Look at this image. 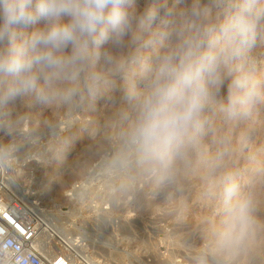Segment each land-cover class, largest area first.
<instances>
[{"label":"clouds","instance_id":"9594fccd","mask_svg":"<svg viewBox=\"0 0 264 264\" xmlns=\"http://www.w3.org/2000/svg\"><path fill=\"white\" fill-rule=\"evenodd\" d=\"M262 39L264 0H160L144 9L138 0H0V132L14 131L18 101L74 108L122 82L129 114L109 171L121 188L140 177L163 186L198 172L221 219L192 262L235 258L261 226L264 158L247 156L241 183L229 170L232 140L210 114L236 127L264 108V71L254 54ZM253 131L243 129L240 150ZM14 150L0 145V163Z\"/></svg>","mask_w":264,"mask_h":264},{"label":"rangeland","instance_id":"374dc122","mask_svg":"<svg viewBox=\"0 0 264 264\" xmlns=\"http://www.w3.org/2000/svg\"><path fill=\"white\" fill-rule=\"evenodd\" d=\"M158 2L160 0H138V7L144 9ZM167 3L171 5L173 0ZM34 27H18L17 31L31 32ZM254 54L264 71V39L258 40ZM128 114L122 82L119 90L95 98L86 97L74 108L53 110L34 100L31 104L18 101L12 107L14 131L11 135L0 132V145H15L7 161L0 163V206L17 201L9 182H15L25 193L38 190L39 205L46 206L48 212L62 221L65 232H86L91 237L103 238L106 244L79 242L95 257L92 259L95 264H193L192 257L205 247L212 227L221 219L219 201L204 196L205 185L198 172H181L175 182L163 186L140 177L131 186L121 188L105 163L104 171H97L92 188L87 192L89 199H98L99 208L92 209L89 201L76 204L71 199L75 182L87 179L105 154L111 158L118 150L119 132L126 125ZM210 115L214 124L223 127L232 140L236 151L229 170L238 171L242 183L249 167L247 156L257 151L258 156L264 158V108L249 125L236 127L223 126L219 112ZM69 122L71 126L61 131L60 127ZM248 126L254 129L252 139L246 150H240V137ZM210 139L207 138L206 143H210ZM73 171L79 174L70 181L69 173ZM55 183L68 186L58 191L51 186ZM73 214L76 228L65 223ZM256 215L261 226L249 250L231 259L210 257L209 264H264V202ZM54 234L51 238L57 246L51 247L56 253L64 249V245ZM76 262L93 264L83 256Z\"/></svg>","mask_w":264,"mask_h":264},{"label":"bare ground","instance_id":"6f19581e","mask_svg":"<svg viewBox=\"0 0 264 264\" xmlns=\"http://www.w3.org/2000/svg\"><path fill=\"white\" fill-rule=\"evenodd\" d=\"M75 121V120H74ZM60 125V124H58ZM57 125V127H58ZM62 126V125H61ZM71 126V123L69 122L67 125H65V127H60L61 131L64 130L65 128ZM56 127V126H55ZM41 130V129H40ZM60 129L58 128L56 130V134H58V131ZM55 132V131H54ZM27 134V133H25ZM41 134V133H40ZM55 136V135H54ZM57 136V135H56ZM21 137V136H20ZM39 137V136H38ZM21 142V141H20ZM103 148V147H102ZM44 158V157H43ZM111 158L105 154L102 158V160L99 162L98 166L95 168L94 172L89 174V177H87V179H85L82 182H75L74 184V188L71 189V199L76 201V204L79 203H85L89 201V205L92 209H98L100 202L98 201L97 198H90L89 196H87V192L89 188H92V183L94 181V176L96 175L97 171H101L103 170V166H105V163L108 164V161ZM41 160V157H40ZM41 162V161H40ZM107 166V165H106ZM108 169V167L106 168ZM104 171V170H103ZM78 173V172H77ZM77 173L75 171L69 173V179L70 181L73 180L75 177H77ZM79 174V173H78ZM96 179V178H95ZM102 181V180H101ZM15 182H9L7 183L8 186L10 187V189L16 193V195L14 196L15 199L17 201L22 202L25 207H27V209H29L37 218L38 222H39V228H40V235H39V239L36 243L37 245V249L41 252L44 253L48 256V260H49V264H52L53 262V257L55 254L60 253L63 250H67L70 253V262L71 264H78L76 262V260H79L82 258V256L84 258H86L87 260H91V262H93V264H95L93 261L95 257H92L90 255V253H88V251H85V246L81 247V245H79V242H82L85 240H87L88 242H92L95 244H106L104 243L105 241H103V238L100 236H94L91 237L90 235H88L89 233H72V232H65L63 227L61 226V220L59 218H57L55 215L51 214L50 212H48V210L46 209V206H40L38 203V196L39 192L38 190L35 189H31V191L29 193H25L24 190L20 189L19 187H17L15 184ZM54 190H58V191H63L67 188V183H55L51 185ZM109 188V186H108ZM38 189V188H36ZM103 190V189H102ZM109 190V189H108ZM111 191V190H110ZM102 192V191H101ZM48 193V192H47ZM90 194V193H89ZM114 195V194H113ZM11 196V195H10ZM13 197V198H14ZM40 198V197H39ZM47 198V200L49 199L48 196L45 197V199ZM127 201V200H126ZM111 203V202H110ZM123 203V202H122ZM124 204V203H123ZM126 204V203H125ZM57 206V205H56ZM147 206V205H145ZM149 206V205H148ZM151 206V205H150ZM1 207V206H0ZM53 213V212H52ZM172 215V214H171ZM170 215V216H171ZM63 216V215H62ZM76 215H69V218L66 220V224L72 226V228H76L75 225V221L73 220L74 217ZM100 217V216H99ZM100 223V222H99ZM104 226V225H103ZM103 228V227H102ZM101 229V228H100ZM122 229V228H121ZM127 229V228H126ZM82 230V229H81ZM124 230V229H123ZM106 231V230H105ZM109 232V231H108ZM53 233H55L54 235L57 236L60 240V242L64 245V249H60L58 252L53 253L51 252V248H49V242L51 240V235H53ZM92 234V233H90ZM190 236V235H189ZM57 239V238H56ZM191 239V238H190ZM188 240V239H187ZM86 241V242H87ZM199 241V240H198ZM55 244V243H54ZM88 246V245H87ZM88 248V247H87ZM59 249V248H58ZM101 249V248H100ZM105 249V248H104ZM102 251V250H101ZM104 251V250H103ZM106 252V251H105ZM51 254V255H50ZM80 255V256H79ZM184 255V254H183ZM95 256V255H94ZM179 256V255H178ZM261 257V256H260ZM179 258V257H178ZM93 259V260H92ZM156 262V261H155ZM254 263V262H253ZM157 264V263H156Z\"/></svg>","mask_w":264,"mask_h":264},{"label":"built area","instance_id":"2783aa9c","mask_svg":"<svg viewBox=\"0 0 264 264\" xmlns=\"http://www.w3.org/2000/svg\"><path fill=\"white\" fill-rule=\"evenodd\" d=\"M39 235L37 218L22 202L13 200L3 204L0 207V264H49L48 256L37 249ZM54 243L51 238L49 248L57 246ZM51 252L54 253L52 249ZM52 264H71L70 253L63 250L55 254Z\"/></svg>","mask_w":264,"mask_h":264}]
</instances>
